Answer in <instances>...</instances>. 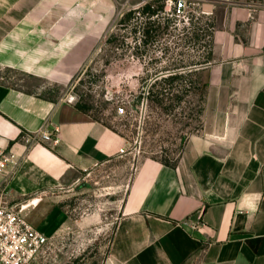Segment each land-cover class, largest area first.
Wrapping results in <instances>:
<instances>
[{"label": "crops", "instance_id": "obj_1", "mask_svg": "<svg viewBox=\"0 0 264 264\" xmlns=\"http://www.w3.org/2000/svg\"><path fill=\"white\" fill-rule=\"evenodd\" d=\"M112 3L0 0V149L24 154L6 202L73 183L126 146L75 101L26 83L71 82L105 34ZM213 55L200 132L176 166L141 163L103 264H264V7L225 9ZM56 127L58 142L28 147V131Z\"/></svg>", "mask_w": 264, "mask_h": 264}, {"label": "rangeland", "instance_id": "obj_2", "mask_svg": "<svg viewBox=\"0 0 264 264\" xmlns=\"http://www.w3.org/2000/svg\"><path fill=\"white\" fill-rule=\"evenodd\" d=\"M111 1L108 28L71 82L63 85L26 80L42 94L86 104L99 121L126 138L124 153L81 171L73 183L13 202L19 208L25 205L21 213L50 239L32 264H103L121 206L141 163L146 158L177 160L188 139L202 127L203 113L199 111L207 90L191 92L172 109L165 110L148 101V76L173 70L186 74L187 70L175 67L208 55L211 36L201 39L196 48L185 42L193 33V15L205 13L214 19L216 27L229 7H264V0H157V7L163 4L165 12L176 11L177 15L172 17L168 33L161 32L157 40L145 46L141 25L147 17L137 13V18L126 26L120 21L128 10L153 0ZM179 1H186L180 13L176 7ZM212 62L213 58L205 66ZM119 106H124L125 112L119 113Z\"/></svg>", "mask_w": 264, "mask_h": 264}, {"label": "trees", "instance_id": "obj_3", "mask_svg": "<svg viewBox=\"0 0 264 264\" xmlns=\"http://www.w3.org/2000/svg\"><path fill=\"white\" fill-rule=\"evenodd\" d=\"M155 2H157V0L148 1L140 7L128 10L120 21L121 24L126 26L127 24H130L134 18H137V13L145 15L147 19L141 25L143 33L142 42L145 46L157 40L161 35V32L168 33L173 21L172 17L177 15L176 11L165 12L164 5L162 4L157 7ZM183 10L184 9H181L180 12ZM163 11L166 13L164 16L161 15ZM204 14L205 13L201 14L199 17H197V15H193L191 22L194 26L191 28L193 33L185 38V42L188 46L196 48L200 44L201 39L211 36L212 47L210 52H208V55L204 56L203 60H193L175 67H181L183 70H187L186 74L173 70L168 73L148 76L150 77V81L148 82V88L145 93L147 94L146 97L150 103L155 102L163 109L169 110L172 109L176 103L184 100V97L189 95L191 92L198 90H203V92H205L206 85L204 81V72L209 66L205 65L206 63H209L214 56L213 34L216 27L214 19ZM194 17L197 18L196 21L194 20ZM197 22L200 23L201 26H199ZM202 100H204V97H202ZM76 106L79 109L90 113V109L86 104L78 101L76 102ZM203 111L204 104L202 103L199 112L203 113ZM95 118L99 120L97 117ZM105 124L108 125L107 123ZM108 126L111 127L110 125ZM157 160L171 166H176L178 161V159L173 162L166 159Z\"/></svg>", "mask_w": 264, "mask_h": 264}, {"label": "built area", "instance_id": "obj_4", "mask_svg": "<svg viewBox=\"0 0 264 264\" xmlns=\"http://www.w3.org/2000/svg\"><path fill=\"white\" fill-rule=\"evenodd\" d=\"M185 5L186 1H179L177 10L180 12ZM118 112H125V107L119 106ZM57 132V127L54 131H28L25 134L28 147L34 143L58 142ZM125 149L123 146L119 152L124 153ZM23 158L24 154L0 149V172L5 185L0 187V264H32L50 242L49 236L21 213L25 205L19 208L16 203L6 202V184L18 172Z\"/></svg>", "mask_w": 264, "mask_h": 264}, {"label": "bare ground", "instance_id": "obj_5", "mask_svg": "<svg viewBox=\"0 0 264 264\" xmlns=\"http://www.w3.org/2000/svg\"><path fill=\"white\" fill-rule=\"evenodd\" d=\"M211 8V7H210Z\"/></svg>", "mask_w": 264, "mask_h": 264}]
</instances>
